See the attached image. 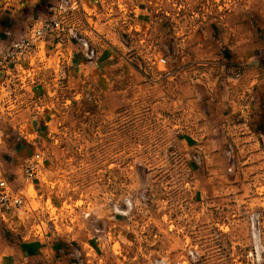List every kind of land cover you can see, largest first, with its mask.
<instances>
[{
  "label": "rangeland",
  "instance_id": "1",
  "mask_svg": "<svg viewBox=\"0 0 264 264\" xmlns=\"http://www.w3.org/2000/svg\"><path fill=\"white\" fill-rule=\"evenodd\" d=\"M240 1L102 0L68 15L117 59L46 94L65 117L26 180L27 241L57 242L72 264H264V99L215 107L227 80L212 26Z\"/></svg>",
  "mask_w": 264,
  "mask_h": 264
},
{
  "label": "crops",
  "instance_id": "2",
  "mask_svg": "<svg viewBox=\"0 0 264 264\" xmlns=\"http://www.w3.org/2000/svg\"><path fill=\"white\" fill-rule=\"evenodd\" d=\"M100 1L80 0V3L84 8H93ZM49 2L0 0V54L12 41L28 36L38 17L50 15ZM212 29L213 38L219 45L218 60L213 63L222 69L227 80L224 83L225 97L218 94L226 101L216 102L215 107L226 112L228 105L235 104L238 92L243 105L248 103L246 98L252 93L264 99V0H241L214 21ZM62 40L53 37L47 42L36 43L31 57L21 61L23 68L28 69L30 59H34L37 69L32 77L13 81L8 87L4 86L7 83L0 71L1 168L8 182L18 190L26 185L21 169L24 159L40 151L51 130L65 117L63 106L50 103L46 94L52 88L96 74L107 67L111 59L114 62L117 59L115 53L108 50L99 51L95 58L87 59L77 42L69 38L68 41ZM41 53L45 59L56 56L57 62L48 64L41 59ZM117 63L122 62L118 60ZM227 91L231 93L226 94ZM21 222L9 211H0V264H72L64 248L56 251L57 242H49L48 247H43L27 241L19 227Z\"/></svg>",
  "mask_w": 264,
  "mask_h": 264
},
{
  "label": "built area",
  "instance_id": "3",
  "mask_svg": "<svg viewBox=\"0 0 264 264\" xmlns=\"http://www.w3.org/2000/svg\"><path fill=\"white\" fill-rule=\"evenodd\" d=\"M80 9H82L80 0H57L55 4L51 3L49 6L50 16L38 17L28 36H22L12 41L4 49L0 54V71L3 72L4 80L7 83L4 86L11 87L13 81H23L32 77L34 73L31 62L34 63V59H30L28 69L23 68L21 61L25 57H31L35 52L36 43L47 42L53 37L66 41H68L67 38L72 39L80 45L87 59L91 60L96 57L95 47L84 36H81L67 20L68 15L78 12ZM3 106L6 107L7 105L3 104ZM40 160L41 151H37L24 159L21 169L26 180L37 177L41 169ZM23 191L24 189H15L5 178L0 159V211H9L16 218H19V213L24 210V206L26 204L28 207L30 206Z\"/></svg>",
  "mask_w": 264,
  "mask_h": 264
}]
</instances>
